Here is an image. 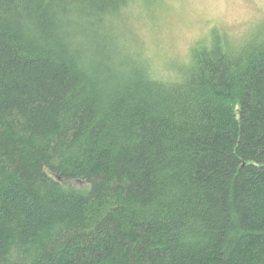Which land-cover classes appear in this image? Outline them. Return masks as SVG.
<instances>
[{
    "label": "trees",
    "instance_id": "16d2710c",
    "mask_svg": "<svg viewBox=\"0 0 264 264\" xmlns=\"http://www.w3.org/2000/svg\"><path fill=\"white\" fill-rule=\"evenodd\" d=\"M134 1L0 0V264H264V26L166 69Z\"/></svg>",
    "mask_w": 264,
    "mask_h": 264
},
{
    "label": "rangeland",
    "instance_id": "374dc122",
    "mask_svg": "<svg viewBox=\"0 0 264 264\" xmlns=\"http://www.w3.org/2000/svg\"><path fill=\"white\" fill-rule=\"evenodd\" d=\"M142 1L131 4L124 28L166 69L187 63L191 49L208 42L213 29L242 42L264 26V0Z\"/></svg>",
    "mask_w": 264,
    "mask_h": 264
},
{
    "label": "clouds",
    "instance_id": "9594fccd",
    "mask_svg": "<svg viewBox=\"0 0 264 264\" xmlns=\"http://www.w3.org/2000/svg\"><path fill=\"white\" fill-rule=\"evenodd\" d=\"M87 54L85 53V56H86Z\"/></svg>",
    "mask_w": 264,
    "mask_h": 264
}]
</instances>
